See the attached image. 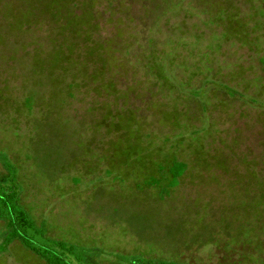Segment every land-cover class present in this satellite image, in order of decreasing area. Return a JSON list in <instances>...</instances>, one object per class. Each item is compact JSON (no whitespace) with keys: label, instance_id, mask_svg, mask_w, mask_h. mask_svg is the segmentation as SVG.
<instances>
[{"label":"rangeland","instance_id":"374dc122","mask_svg":"<svg viewBox=\"0 0 264 264\" xmlns=\"http://www.w3.org/2000/svg\"><path fill=\"white\" fill-rule=\"evenodd\" d=\"M45 10L0 0V181L11 163L29 214L97 264H264V0ZM69 10L90 12L80 33ZM122 118L142 138L119 159ZM171 156L188 168L162 195L151 169ZM0 264L48 263L15 241Z\"/></svg>","mask_w":264,"mask_h":264},{"label":"trees","instance_id":"16d2710c","mask_svg":"<svg viewBox=\"0 0 264 264\" xmlns=\"http://www.w3.org/2000/svg\"><path fill=\"white\" fill-rule=\"evenodd\" d=\"M75 2L76 0H44L46 7L45 13L49 14L52 20L58 21L61 17V13L64 10H67L71 4H75ZM87 14H90V12L86 11L83 16H77L69 10L64 16L66 18L64 19V26L62 27L69 30L73 35L80 33L82 23H87L88 19L87 17H84L85 15L87 16ZM64 60H68L69 62L70 57L66 54L55 55L52 59V64L49 66L50 69H54L56 66L61 67V65L64 64ZM36 64L38 67L41 65V62H36ZM104 69V66L99 67V72L102 74L105 71ZM108 86V88H114V85ZM225 90L229 92L230 95H235L233 93L236 91L230 87L225 86ZM27 105L32 106L31 98L27 99ZM131 122L132 121L129 119L127 122H124L122 118L121 122L114 121L109 124L112 129L114 127L116 130L124 127L125 133L129 134L127 137H121V140L127 141L128 145L126 150L124 148H119L118 151H114L115 156L119 159H124L119 156H125V153L127 152L130 153L129 157L137 152L139 145L136 146L135 143L130 142V140H132L131 138L136 139L139 143L142 138L139 136L137 132L138 130H135L134 127L132 128ZM129 162L126 160L125 164L129 165ZM159 162L160 163L157 167L151 169L152 174L150 178L153 179L152 184L160 189V194L164 195L170 193L173 189L179 186L181 178L185 174L188 166L186 162L178 160L174 156H171L170 159L165 160L163 163L162 160H159ZM4 164L7 167L8 175L4 180L0 181V222L4 224L3 229L5 230L4 236L1 240L2 242L0 243L1 251H6L13 242L19 241L23 247L35 253L48 264H97L94 260L95 256L84 254L75 244L48 236L45 223H38L22 205L18 175L15 169H13L12 164L9 162H5ZM155 171H157V174ZM144 177H146V175ZM142 263L188 264L178 260H168L163 258L153 259L151 261H145L142 259L141 261L137 260L133 264Z\"/></svg>","mask_w":264,"mask_h":264}]
</instances>
